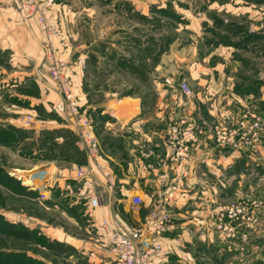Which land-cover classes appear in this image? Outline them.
Wrapping results in <instances>:
<instances>
[{
	"label": "rangeland",
	"instance_id": "374dc122",
	"mask_svg": "<svg viewBox=\"0 0 264 264\" xmlns=\"http://www.w3.org/2000/svg\"><path fill=\"white\" fill-rule=\"evenodd\" d=\"M7 1L0 0V36L2 32L12 31L11 27L16 31L24 25L21 17L15 18L16 14L7 8L10 3ZM48 10L49 31L27 10L35 28L43 34L41 63L35 64L31 54V58L22 63L18 59L22 53L12 56L9 51L0 52V79L4 80L0 83V127L10 125L24 129L13 133L12 145H0V167L28 189L35 187L42 193L47 176L40 177L34 163L79 160L81 165L88 164L85 152H77L78 137L67 124L69 117L58 115L52 102L45 106L39 101L47 83L54 80L50 68L55 64L50 58L55 54L52 49L57 51L60 46L63 31L71 47V61L79 56L86 60L81 88L86 98L89 95L91 105L104 108L125 92L147 95L163 92V89L170 92V88L181 91L183 78L190 82L192 92H201L206 84H198L194 79L196 74L193 73L192 78L187 73V65L195 63L193 68L198 66L204 75L212 72L217 77L219 72L221 76H230L233 82L230 89L236 92L240 88L241 95L249 93L245 109L264 123V0H53ZM192 38L199 41L197 48L186 46L183 49ZM13 39L18 40V37L15 35ZM3 44L0 37V46ZM103 48L104 54L98 51ZM62 54L61 50L60 58ZM91 54L96 60L90 58ZM124 57L128 67L134 68L138 65L136 62L144 60L145 70L148 62L151 68L156 59L162 58L157 80L151 73L139 78L119 68L117 62ZM64 58L69 62L70 56ZM227 82L222 79L221 86L224 88ZM179 113L182 112L179 110ZM93 116H90L93 122L99 121L96 114ZM102 126L98 130L95 126L101 141L105 135ZM49 150L53 153L52 159L44 157ZM254 155L250 165H237L212 185L220 195L218 202L234 203L242 212L235 216L227 212L223 216L214 213V221L208 228H187L191 236L186 237L178 251L179 254L188 252L191 258H182L180 262L175 252L166 251L168 254L162 264H264V152ZM26 173L33 181L25 177ZM140 194L148 200V196ZM28 197L34 196L18 195L0 186V214L29 230L15 228V233L22 234L21 237L0 232V249L23 250L45 264H100L90 260L88 251L68 242L70 235L83 237V232L61 213V205L58 208L52 204L44 206ZM145 212L143 209L141 213ZM217 216L220 219L217 220ZM247 216L252 219L247 220ZM39 220L62 229L69 236L65 235V240L45 236L44 240L36 228L40 224H34Z\"/></svg>",
	"mask_w": 264,
	"mask_h": 264
},
{
	"label": "crops",
	"instance_id": "0c3cea01",
	"mask_svg": "<svg viewBox=\"0 0 264 264\" xmlns=\"http://www.w3.org/2000/svg\"><path fill=\"white\" fill-rule=\"evenodd\" d=\"M43 1L45 0H40V2ZM7 2H10L7 8L11 9L12 14L18 15H15V18L21 17L20 20L24 25L16 31L11 27L12 31L2 32L0 37L3 38L4 44L0 46V52L9 51L12 56L22 53L18 58L22 63H26L31 58L29 56L31 54L35 58L33 61L35 64L41 63L44 49L43 34L35 28L32 16L27 14L28 11L19 0H8ZM17 7L19 9H16ZM49 10H52V6L49 7ZM54 14L56 13L54 12ZM52 16L54 15L52 14ZM59 18L62 19L61 16ZM15 35L18 40L13 39ZM61 35V38L59 37L60 46L57 51L54 50L53 63H63L68 72H72L74 75L73 92L78 96L80 104L84 105L86 109H102L103 114L108 115L109 119L102 123L105 132L102 141L96 133L100 152L95 161L87 160L86 166L91 167L92 170L89 181L85 182V189L82 188L84 181L76 177V166L79 164L73 161L69 163L55 162L54 160L44 161L32 165L35 168L38 167L40 177L47 175L43 181L42 189L44 192L45 188L49 187L47 188L49 195L45 199H40L38 191V196L28 198L40 201L44 206L52 204L53 207L58 208L61 205V213L83 232V237L70 235L71 241L68 242L79 249L88 251L90 260L94 262L112 264L114 254L106 248L104 235L98 234L102 233V229L99 227L97 232L94 228L89 232L81 215L72 216L63 207L70 208L67 205L68 201H72L76 197L84 201L88 191L96 192L102 198L101 205L91 211V219L96 225L99 226L103 218L109 221L115 210L120 211L127 220L134 222L137 218V207L131 203L132 196L140 193L148 196V200L144 197V203L140 205L144 209L151 196L162 192L169 183H174L177 189L176 197L169 207V228L165 232L163 243L165 250L168 253L175 252L180 262H183L182 258L190 259L188 252L179 254L178 251L183 246L185 239H188L186 237L191 236L186 231L187 228L192 226H194L192 228H208L214 221V213L222 216L226 213L228 205H222V202L217 201L220 195L212 186L214 182L217 181V178L231 173V169L236 168L237 165H250V161L254 162L256 152L262 154L264 152V139H260L255 148H233L218 145L213 136L215 125L238 129L240 122L245 121L250 115H255L245 109L246 104L244 103H249L247 99H250L251 95L233 92L230 89L233 84L230 76L226 74L221 76L219 72L217 77L212 72L204 75L202 70L197 69L198 66L193 68L195 63H191V65H187L188 75L192 77V74L195 73L194 79H197V83L206 84L201 92L193 91L187 95L182 90L171 91V88L170 92L163 89V92L157 91L147 95L125 92L116 97L114 101L111 100V103H106L104 108L96 107L91 105L93 103L89 99V95L87 98L90 101L82 91L83 71L71 61V47L67 34L63 31ZM198 42L197 39L193 41L192 38L188 44L183 46V49L186 46L189 49H196ZM17 46H21L20 50ZM104 48L103 51H98L104 54ZM61 50L63 58L59 56ZM68 56H70V63L64 58ZM163 61L162 58L156 59L151 64V68L148 62L145 70L142 67L143 60V62H136L138 65L135 70H123L130 71L139 78H143L144 73H151L156 79L158 77L156 75L159 74L158 69ZM18 67L20 66L18 65ZM211 69L217 70L218 68L211 66ZM38 76L41 75L38 74ZM222 79L224 82L229 81L224 88L221 86ZM183 81H186L185 78ZM3 82L4 80L0 79V83ZM186 82L191 86L188 80ZM47 85L45 96L42 93L39 100L45 106H49L48 102L57 103L61 100L55 80H50ZM179 110L182 112L181 114ZM173 127H176L181 133L187 131L193 136L187 142L188 152L184 156H175V144L171 140L170 134ZM96 164L108 172L107 177L101 174ZM27 173L25 177L32 180ZM162 174L165 175L164 180ZM30 189L37 190L35 187H30ZM74 208L76 207L74 206ZM217 217V220L220 219L219 216ZM36 223L40 224L36 228L46 237L51 236L65 240V235L69 236L62 229L53 227L46 221L39 220L34 224ZM66 238L69 240L68 237ZM168 253L165 252L162 262L166 260Z\"/></svg>",
	"mask_w": 264,
	"mask_h": 264
},
{
	"label": "built area",
	"instance_id": "2783aa9c",
	"mask_svg": "<svg viewBox=\"0 0 264 264\" xmlns=\"http://www.w3.org/2000/svg\"><path fill=\"white\" fill-rule=\"evenodd\" d=\"M24 8L32 12L37 17L40 25L49 31L51 28L46 22L48 6L53 0H19ZM48 43V41H47ZM54 51V49H52ZM52 62L53 57L50 58ZM55 63V62H54ZM53 63V64H54ZM74 64L83 71L86 68V60L79 56ZM50 74L56 81L61 94V100L53 103V109L59 115L64 114L69 117V125L78 137V146L84 151L88 159L95 161L100 152V144L95 131V124L91 117L80 110L78 96L73 92L74 75L68 72L61 62L55 63L50 68ZM180 88L184 94H191L192 90L186 81L180 83ZM171 140L175 144V156H184L188 152L187 142L193 138L187 131L181 133L176 127L171 129ZM214 140L218 145L230 146L233 148H255L260 139H264V123L255 115H250L248 119L240 122L238 129H230L225 125H215L213 128ZM97 165V164H96ZM101 174L105 177L108 172L97 165ZM92 168L86 165L76 166V177L82 182V188H86V181H89ZM162 179L165 175L162 174ZM46 187L44 192L39 194L40 199H45L49 195ZM176 184H168L160 193L150 197L149 202L144 206L146 212L142 214L144 198L141 194L132 196L131 203L137 207V218L134 222L127 220L120 211H114L108 221L103 218L99 226L91 219V211L101 205L102 198L96 192H87L84 201L76 197L68 201V206L76 207L77 211L86 222V227L91 232L98 228L102 229L100 235L106 238V248L114 254L112 264H162L165 257L164 236L168 231L170 221V204L176 197ZM226 212L230 216L237 215L242 209L234 204H228ZM247 216V220H251Z\"/></svg>",
	"mask_w": 264,
	"mask_h": 264
},
{
	"label": "trees",
	"instance_id": "16d2710c",
	"mask_svg": "<svg viewBox=\"0 0 264 264\" xmlns=\"http://www.w3.org/2000/svg\"><path fill=\"white\" fill-rule=\"evenodd\" d=\"M136 42H138V41H136ZM140 45L141 44L139 43V46ZM142 47H144V46H142ZM90 58L96 60V57L93 54H91ZM125 62H127V60L124 57L119 62H117V66H119V68H122V69L135 70L134 67H130V66L128 67V64L125 63ZM83 91H84V89H83ZM236 92L239 93V94H243L242 93L243 91L240 88ZM245 94H249V93H245ZM79 104H80V102H79ZM80 110L82 112L86 113L89 116H91V115L93 116V114H96V116L99 119V121H97L96 123L94 122L97 130H98V127L102 125L103 121L106 120V118L109 119V116L106 115V114H103L102 113V109H100V108H97L96 110L92 111L91 108H87L86 109L84 105L82 106L80 104ZM21 131H24V129L14 128V127H11L10 125H8L6 128L5 127H0V145H6V146L12 145L11 142H14V139H11L10 137L13 136V133L21 132ZM21 138L25 139L26 136H22ZM76 148H77V152L80 153V154L82 152L83 153L85 152L78 145H76ZM44 157L46 159H52L53 158V153L50 152V150H49L48 154H45ZM73 162L81 165V163H78L79 160L78 161L74 160ZM23 180H24L23 181L24 183H27V181L25 179H23ZM9 181L13 182L14 184L10 183ZM0 186L3 189H6V190H8V191H10L12 193L18 194V195H25L26 193H30L34 197L38 196V193H37L36 190L28 189V187H26L23 184H21L18 179H16L13 176L9 175L8 172H5L2 167H0ZM16 188L19 189V190H14ZM67 212L70 215L75 216V217H78L80 215V212H78L76 210V208H74V207L67 208ZM18 227H20L22 229H26L27 232L29 231L26 227H24V226L22 227V225H19V223H14V222H11L9 220L4 219V217L0 214V232L5 233V234H11L12 236L14 235V236H17V237H21L22 234L15 233V228H18ZM31 231H33V230H31ZM39 233L41 235V238L46 240L45 235H43L41 232H39ZM6 258H8V259H6ZM13 258L14 259L17 258L19 260L18 261H14V260H12ZM11 260H12V262H11ZM29 263H32V264H36V263L45 264L44 262H42V260H39V259H37V258H35V257L31 256V255H28L23 250H14V249H12V250L7 251V250H4V249H0V264H29Z\"/></svg>",
	"mask_w": 264,
	"mask_h": 264
}]
</instances>
